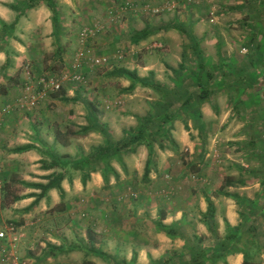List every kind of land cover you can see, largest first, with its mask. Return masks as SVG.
I'll use <instances>...</instances> for the list:
<instances>
[{
  "label": "rangeland",
  "instance_id": "rangeland-1",
  "mask_svg": "<svg viewBox=\"0 0 264 264\" xmlns=\"http://www.w3.org/2000/svg\"><path fill=\"white\" fill-rule=\"evenodd\" d=\"M147 1L149 0H70L67 4L63 0H55L60 37L54 39L53 46L59 45L60 50L65 51V57H52L54 48L50 52L44 51L39 57V63H35L34 52L33 58L29 59L24 67L30 73L34 92L46 91L47 97L51 96L54 92L43 88L37 81L45 76L57 77L61 89L69 93V96L78 94L81 97L82 100L77 103L82 111L80 116L83 117V101H93L97 107L91 112L106 124L114 139L118 140L123 129L136 124L135 115L143 116L153 111L160 96L158 92L138 83L134 89L127 91L125 88L130 80L125 76L108 75L110 70L130 66L129 69L136 70L139 76H145L152 70L155 80L170 88L176 86L178 81L174 73L165 67V63L177 68L182 61L183 52L184 75L195 80L197 74L193 72L198 70L197 57L193 54L185 34L167 36L166 39L155 35L152 39L148 38L145 45H141L137 53H134L131 40L136 30L142 29L148 20L155 26L175 20L173 16L177 15V10L172 9L154 14L151 8H148L149 5H146ZM167 1L171 0H163L161 7ZM12 3H15V0H11L10 4ZM195 4L197 8L184 9V12L189 14L192 20L200 18L199 16L206 19L203 23L205 35L199 48L213 78L202 73L200 79L205 87L210 89V97L198 106L200 117L184 107L177 111L171 131L175 145L163 139L166 148L159 149L158 142H154L155 153L147 182L142 179L146 153L136 151L123 154L125 169L118 162L116 165L119 169L118 184L123 187L120 203L137 205L146 212L149 219V223L140 221L142 223L138 226L145 225L147 228L165 232L162 227L156 225L159 219L158 210H161L165 214V218L161 220L163 224L176 222L173 226L174 234L170 237L172 243L176 246L184 241V249L191 244L193 234L203 236L202 246L215 244L214 235L207 228L205 233L201 230V212L204 211L200 207L206 209L204 195L210 196L216 209L220 208L216 211L218 218L224 219L225 210L231 207L240 220L241 207L231 197L220 194V186L227 175L237 178L239 166L255 168L264 156L263 30H260L263 37L258 39L257 34H253V30L249 29L250 25L245 19L241 22L240 19L231 20L230 11L225 10L224 6L212 9L211 4L205 0ZM28 12L31 15L35 13V6L23 14L27 15ZM84 28H89L91 32L88 30L86 39L81 41ZM188 29L191 30L190 25ZM25 32L31 31L25 29ZM198 32L201 33L202 30ZM154 42L160 43L161 46L155 45ZM79 51L84 53V57L77 61L80 64L76 66V54ZM101 56L107 58L102 65L95 64L90 59ZM25 76V81H28V76ZM223 80H228L229 83L223 85ZM235 80L238 81L233 82ZM110 102H113V105L109 107L106 103ZM105 105L108 108H105ZM105 119L111 122L112 127L108 125V121H104ZM81 121L84 122L85 119ZM80 126L74 121L71 123L72 137L88 138L85 142L87 146H92L91 144L101 138L103 140L100 132L76 133ZM188 145L191 150L187 149ZM244 176L247 178L244 186L226 187L224 190L238 192L251 199L257 198L259 205L264 204V186L259 184V177L248 173ZM2 187L0 180V193ZM11 221L9 217L0 215V231H4L7 226H15L14 222L9 223ZM130 224L132 226L136 222H128L129 226ZM255 226L258 227V233L249 234L250 236L247 233L243 244L251 252V239H255L257 248L252 251L251 260L253 264H264V209ZM166 237L169 238V235L166 234ZM181 248L172 246L161 259L175 252L180 253ZM16 255L25 260L19 255L18 249ZM184 258L180 260L176 255L170 264H181ZM159 264L164 263L161 261Z\"/></svg>",
  "mask_w": 264,
  "mask_h": 264
},
{
  "label": "crops",
  "instance_id": "crops-1",
  "mask_svg": "<svg viewBox=\"0 0 264 264\" xmlns=\"http://www.w3.org/2000/svg\"><path fill=\"white\" fill-rule=\"evenodd\" d=\"M63 1L68 4L70 0ZM205 1L211 4L212 9L224 6L225 10L230 11L229 17L233 21L240 19L241 22L245 19L252 33L257 34L258 39L263 37L264 0ZM10 2L0 0V109L13 105L23 93L27 82L24 67L33 58L34 52L35 63H39V57L44 51L50 52L54 48L52 57H65L64 50L59 48L57 52V45L53 46L56 37L53 34L51 12L45 1L35 5V13L32 15L28 12L18 17L17 11L11 9ZM161 2L163 0H149L146 5L151 9L160 8ZM199 2L204 0L164 2L162 8L174 5L175 9L172 10H177V15L173 16L175 20L155 26L148 20L145 25L152 33L144 40L133 43L134 53H137L141 45H145L148 38L152 39L155 35L166 39L167 36L175 37L182 33L179 29H163L169 23L185 25L191 36L201 42L205 35L203 23L206 19L199 16L192 20L184 12V9L197 8L195 3ZM9 24L13 26L10 28ZM25 29L31 32H25ZM260 30H263V35ZM154 44L161 46L160 43ZM125 68L129 69L130 66ZM81 100L78 94L71 97L61 89L56 96L46 95L32 109L13 107L3 116L0 126V180L3 186L0 193V215L12 219L9 223L14 222L16 252L18 249L19 255L28 264H128L132 258L137 264H151L161 262V256L172 246L182 247L183 250L184 241L174 246L165 232L154 231L145 225L138 226L142 223L140 221L149 223V219L146 212L137 205L120 203L123 187L118 184L119 177L110 175L109 181L105 183L101 170L97 169L90 171L83 184L81 171L74 169V164L82 158V152L87 153L91 146L85 144L88 140L86 137H72L70 127L73 121L80 125L87 124L91 110H96L97 105L93 101L84 100L82 117L80 106L77 105ZM106 105L110 107L113 102ZM106 105L105 108H108ZM108 125L112 127L110 121ZM95 132L98 131H90L91 134ZM101 143L102 138L91 145ZM24 146L26 148L18 149ZM187 149L191 150L190 145ZM136 151L146 153L147 156L144 145H140ZM55 156L58 158L57 165L51 167ZM117 162L112 159L111 165L119 173ZM53 172L63 173L60 188L52 187L42 192L41 188L35 187V183L47 184ZM200 209L206 210L203 207ZM216 211L214 219L222 235L223 219L216 216ZM237 215L230 207L225 210L223 218L236 225L240 221ZM134 221L135 225H128V222ZM205 228L202 224L203 233ZM2 242L0 247L6 245L5 241ZM239 246L245 247L243 244ZM100 252L103 255H99ZM243 259L241 252H235L226 257V263L219 261L217 264H242Z\"/></svg>",
  "mask_w": 264,
  "mask_h": 264
},
{
  "label": "trees",
  "instance_id": "trees-1",
  "mask_svg": "<svg viewBox=\"0 0 264 264\" xmlns=\"http://www.w3.org/2000/svg\"><path fill=\"white\" fill-rule=\"evenodd\" d=\"M40 1H45L47 7L49 8L53 23V34L57 39H59L60 22L55 0H15V3L10 4V7L11 9L17 11L18 17L27 9L37 5ZM11 26H13V24H10V27ZM167 28L179 29L188 37L191 50L197 57L198 70L197 72H193V74H197V78L194 80L193 78L184 75L183 52L181 55L182 61L178 64L177 68L171 67L169 64L165 63V67L174 73L175 79L178 81L176 86L170 88L156 81L154 78V72L152 70H150L145 76H139L136 70H130L125 67H115L110 70L108 75L125 76L130 80L129 85L125 88L127 91L134 89L138 83L143 87H147L158 92L160 99L155 102L152 112H149L143 116L135 115L136 124L123 129L122 136L118 140L114 139L106 124L101 122L95 116V114L91 112V115L87 118V124L81 125L76 133L86 134L90 131H98L103 135V143L92 145L87 153L83 151L82 158L80 160H76V163L74 164V169L81 171L83 184L85 183L87 176H89L90 171H96L97 169L101 170L105 183L109 181L110 175L118 178L119 174L117 170L111 165L112 159L117 160L118 163H120L125 169L123 154L135 153L140 145H144L147 149V156L142 175V179L147 182L149 180L150 165L155 153L154 142H158L157 146L159 149L166 148V145L162 142L163 139H165L167 142L169 141L171 145H175L176 143L172 137L171 131L173 129V120L177 111L181 107H184L187 110L194 111L197 113L198 117H200L201 114L198 112V106L203 100H206L210 97V89L205 87L200 77L202 73H205V75L209 78H213V76L211 72L207 70L205 65L202 51L199 48V40H196L191 36V32L189 30L187 31L185 25L180 23H169L163 27V29ZM151 33L152 32L148 30L147 25H145L142 29L135 31L131 41L133 43H138L151 35ZM58 51L59 45H57V52ZM237 81L238 80H235L233 82ZM228 83V80H223L222 84L227 85ZM259 86H261V84ZM262 86H264V84H262ZM198 90L199 92H197ZM54 93H52L51 96L57 95V92ZM65 99L67 98L65 97ZM24 148H26V146L18 149ZM56 158V156L53 157L50 164L51 167L57 165ZM238 170L239 174L237 178L232 175L225 176L224 181L220 186V194L231 197L233 200H235L236 204L241 207L239 210L240 221L236 225H232L226 218H224V233L222 235L219 234L218 223L214 219L216 211L215 205L210 196L207 194L204 195L206 201V210L201 212L202 222L206 226L207 230L214 235L215 244L207 247L202 246L201 242L203 236L193 234L191 236V244L187 245L184 251L181 253L175 252L173 255L167 258H162V263L170 264L176 255L179 256L180 260H182L184 256H187L184 258L185 260L183 259L181 264H206V262L210 264H217L219 261L226 263V257L228 255L235 252H241L244 257L242 264H253L251 257L253 256L252 251L257 248L256 240L251 239V252L247 250V247L242 248L239 245L245 243L244 240L247 238V233L248 235H254L258 233L259 230L258 227L255 226V223L257 218L262 214L264 205H259L257 198L251 199L245 195L239 194L238 192H229L224 189L226 187L232 186H244L247 182V178L244 176L245 173L259 177V184L264 186V176L261 177L262 173L264 174V156L261 159L259 166L249 169L239 166ZM62 178V172H53L49 177L47 184L35 183L34 185L35 187L41 188L42 192H44L45 190L52 187L60 188V180ZM164 218V212L159 210V219L157 220L156 225L162 227V229L165 230V233L169 235V237H172V234H174L173 226L176 224V222L170 225H165L161 222V220ZM243 245L245 246V244ZM99 255H103V253L100 252ZM128 264L137 263L135 262V259L132 258L131 262ZM151 264H159V262Z\"/></svg>",
  "mask_w": 264,
  "mask_h": 264
},
{
  "label": "built area",
  "instance_id": "built-area-1",
  "mask_svg": "<svg viewBox=\"0 0 264 264\" xmlns=\"http://www.w3.org/2000/svg\"><path fill=\"white\" fill-rule=\"evenodd\" d=\"M167 7L165 8L160 7L161 9L152 8L151 12L156 14L158 13V11L160 12L161 10L174 9V5L168 8ZM88 30L91 32L89 28H84L82 30L81 41H84L86 39V36L88 35ZM82 57H84V53L82 51H79L78 54H76V60H75L76 66L80 64V62H77V61L80 59H83ZM90 59L91 61H93V63L99 64V65L100 64L102 65L107 61V58L104 56L90 58ZM25 75L28 76L29 80L25 83L23 93L16 99L13 105H6L0 109V126H1V121L3 119V116L9 113L13 107L24 108V109L29 110V109L34 108L37 105L39 100L44 99L46 97V91L36 92V93L34 92L33 81H30L31 76L27 68H25ZM76 78H78V76H76ZM37 84H41L43 88L50 89L53 92L59 91L61 89V84L58 78L53 77V76L42 77L37 81ZM2 241L6 242V245L3 244L0 247V261L2 264H28L26 260H21L16 255V250L14 248V245H15V242L17 241V238L14 233L13 225L7 226L4 229V231H0L1 244L3 243Z\"/></svg>",
  "mask_w": 264,
  "mask_h": 264
}]
</instances>
